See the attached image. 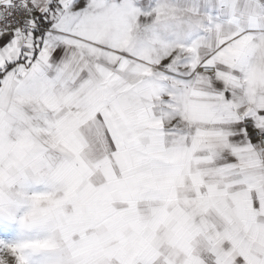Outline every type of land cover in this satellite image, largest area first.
<instances>
[{
    "label": "snow or ice",
    "instance_id": "snow-or-ice-1",
    "mask_svg": "<svg viewBox=\"0 0 264 264\" xmlns=\"http://www.w3.org/2000/svg\"><path fill=\"white\" fill-rule=\"evenodd\" d=\"M0 264H264V0H0Z\"/></svg>",
    "mask_w": 264,
    "mask_h": 264
}]
</instances>
